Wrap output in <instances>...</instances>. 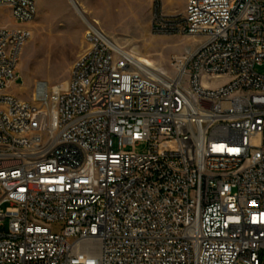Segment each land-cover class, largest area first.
<instances>
[{
	"label": "built area",
	"instance_id": "built-area-1",
	"mask_svg": "<svg viewBox=\"0 0 264 264\" xmlns=\"http://www.w3.org/2000/svg\"><path fill=\"white\" fill-rule=\"evenodd\" d=\"M1 13L0 264H264V0H186L171 74L87 27L30 101L8 89L37 3Z\"/></svg>",
	"mask_w": 264,
	"mask_h": 264
},
{
	"label": "rangeland",
	"instance_id": "rangeland-1",
	"mask_svg": "<svg viewBox=\"0 0 264 264\" xmlns=\"http://www.w3.org/2000/svg\"><path fill=\"white\" fill-rule=\"evenodd\" d=\"M35 1L37 14L29 24L31 37L19 56L17 81L8 89L23 101L32 99L39 81L55 86L68 80L75 61L85 48L88 30L68 0ZM77 1L86 12L87 20L115 45L130 55H147L156 69L167 74L172 72L173 61L195 46L192 38L176 31L159 30L166 22H180L186 0ZM6 23L8 20L1 13L0 25ZM255 71L264 74V65L256 67ZM136 150L143 153L145 146Z\"/></svg>",
	"mask_w": 264,
	"mask_h": 264
},
{
	"label": "bare ground",
	"instance_id": "bare-ground-1",
	"mask_svg": "<svg viewBox=\"0 0 264 264\" xmlns=\"http://www.w3.org/2000/svg\"><path fill=\"white\" fill-rule=\"evenodd\" d=\"M78 2L79 1H77V0H68V3L70 4V6L73 8L75 13L79 16V18H81V20L85 23V25L90 30L96 31V29L93 28L92 24L87 20V14H86V12L83 10V8L80 6V4ZM94 23L96 25H99V22H97V21H95ZM193 42L195 44V40H193ZM115 46H116L117 50L122 51V48L120 46H118V45H115ZM187 51H190V49H188ZM122 52H124V51H122ZM127 55H129V56L133 55L132 57L136 58L138 60V62L141 63L142 65H144L146 67H150L151 69H154V71L158 70V71L162 72V70L156 69V67L151 62V60L148 58L147 55L139 56V55H136V54H133V53H131V55L129 53H127ZM155 73L153 72V74H155ZM39 83H40V81L36 83V87L38 86ZM36 87H35V91L32 94L33 98H35V95H36Z\"/></svg>",
	"mask_w": 264,
	"mask_h": 264
}]
</instances>
